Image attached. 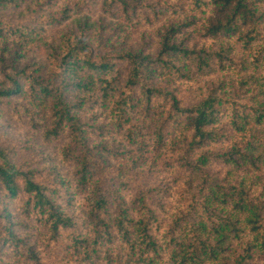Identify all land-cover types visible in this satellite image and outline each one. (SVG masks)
<instances>
[{
	"label": "trees",
	"instance_id": "trees-1",
	"mask_svg": "<svg viewBox=\"0 0 264 264\" xmlns=\"http://www.w3.org/2000/svg\"><path fill=\"white\" fill-rule=\"evenodd\" d=\"M26 1L0 0V107L64 140L72 173L0 147V208L77 264H264V0H105L112 31L91 0L10 20ZM164 10L155 43L132 38ZM19 221L0 210V249L41 264Z\"/></svg>",
	"mask_w": 264,
	"mask_h": 264
},
{
	"label": "rangeland",
	"instance_id": "rangeland-1",
	"mask_svg": "<svg viewBox=\"0 0 264 264\" xmlns=\"http://www.w3.org/2000/svg\"><path fill=\"white\" fill-rule=\"evenodd\" d=\"M105 0H91L87 7L83 10L82 14L85 13L96 22H102V26L107 31H112L117 24L120 22V18L117 15H112L111 12L105 10L103 2ZM164 1H175V0H142V2L155 6ZM74 4L76 0H57V4L54 5L58 8L60 5L66 3ZM32 0H27L26 3L21 5V8L10 12V20L15 23L25 22L30 20L32 10ZM75 9V8H74ZM74 11V10H73ZM117 13V11H114ZM162 12V16L159 17V24H140L138 30L132 31L131 36L134 40L139 41L142 35L150 36L152 43H155V33L159 25L167 22L173 16L170 13ZM72 17H76L72 14ZM64 30V28H61ZM45 53L38 52L34 54L37 61L45 62ZM0 147L6 150H17V154L14 155V161L17 163L30 162L34 167L48 164L50 166H56L66 177L70 178L72 173V167L69 164L63 163L60 157V151L64 145V140L61 142L46 141L43 137L42 131L33 130L28 122V119L23 116V112L19 109L12 108L6 104H2L0 107ZM28 148V149H27ZM47 159V160H46ZM79 211H81V206ZM6 208L16 219H22V222H18V232L20 237H26L27 243L34 245L36 251L39 252L41 264H75L70 258L65 257L60 248H50L47 246L46 241L48 240L42 235H39L40 229L34 222H29L23 218V206L21 202H7L0 208ZM34 218V217H33ZM32 221V220H31ZM43 240H46L45 242ZM27 253L23 254L17 249L6 246L0 249V264H30L27 260ZM77 264V263H76Z\"/></svg>",
	"mask_w": 264,
	"mask_h": 264
}]
</instances>
